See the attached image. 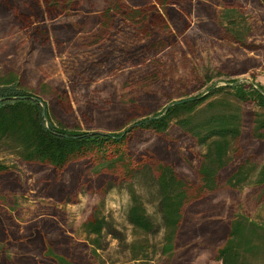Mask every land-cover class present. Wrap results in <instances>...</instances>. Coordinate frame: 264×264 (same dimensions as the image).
Instances as JSON below:
<instances>
[{
    "label": "trees",
    "instance_id": "trees-1",
    "mask_svg": "<svg viewBox=\"0 0 264 264\" xmlns=\"http://www.w3.org/2000/svg\"><path fill=\"white\" fill-rule=\"evenodd\" d=\"M13 1L19 5L12 2L6 13L0 10V27L12 29L13 25H19L25 30L26 40L49 53L52 41L61 44L81 32L85 33L80 37L84 42L101 45L111 39L112 30L122 23L144 41L131 47L133 53L140 60L148 59L177 41L180 22L183 29L189 27L187 14H195L197 33L210 34L242 48L251 47L247 42L250 24L232 0L226 1L218 14L201 0ZM255 1L264 10V0ZM173 8L181 17L175 23ZM45 17L68 20L53 28L49 36L50 29L43 23ZM185 42L188 46V40ZM110 55L113 57V52ZM246 66L243 61L241 68L233 72L245 70ZM226 73L218 71V75ZM210 80L211 76L205 75L178 99L168 98L161 107L155 103L147 112L130 116L108 131H100L66 127L55 120L48 104L37 95L46 86L40 83L37 90L32 89L18 72L7 68L0 75V142L26 164L62 172L73 163L89 160L93 173L126 182L130 197L127 220L133 232L128 249L134 264H149L153 253L148 239L153 224L132 181L137 170L148 166L156 181L164 225L160 245L163 259L159 264H171L183 236L180 230L187 206L221 188L239 191L255 186L264 194V161L258 166L256 163L264 150V86L230 78L221 85L209 84L204 92L190 94ZM144 91L153 94L149 88ZM81 103L87 113L111 116L106 107L82 99ZM249 104L253 109L246 128L243 106ZM41 105L45 106V115ZM173 130L186 138V149L196 158L195 166H189L193 179L178 171L186 157L175 147ZM144 133L154 136L157 142L135 156L129 142ZM12 170L13 166L0 160V177ZM105 185L106 180L101 192H105ZM60 186L50 187V191L56 195L67 192V185ZM100 208V204L95 205L81 223L87 262L74 255L69 238L52 221L39 219L29 223L24 233L13 234L0 215V241L19 244L24 251L11 257L0 248V264H104L99 254L105 226ZM210 260L219 264H264V224L242 212L233 214L219 235Z\"/></svg>",
    "mask_w": 264,
    "mask_h": 264
},
{
    "label": "rangeland",
    "instance_id": "rangeland-1",
    "mask_svg": "<svg viewBox=\"0 0 264 264\" xmlns=\"http://www.w3.org/2000/svg\"><path fill=\"white\" fill-rule=\"evenodd\" d=\"M201 1L211 5L212 11L217 14L226 1L230 2ZM12 2L14 6L19 5L13 0H0L1 12L6 13L5 9ZM231 2L241 9L250 24L247 42L251 47L242 48L213 35L197 33L195 14H187V29H183L180 22L176 31L177 41L171 47L143 60L138 59L131 47H137L144 41L136 36L131 27L122 23L112 30L111 39H106L101 45L92 46L84 42L80 37L85 33L81 32L73 40L61 44L52 41V53L26 40L25 30L19 25H13L12 29L1 26L0 75L10 68L18 72L23 82L32 89L37 90L40 83L44 84V92L39 91L37 95L48 104L55 120L66 127L78 126L100 131H108L130 116L147 112L155 103L161 107L168 98L178 99L205 75L211 76V80L190 92L191 95L204 92L211 83L221 85L230 78L264 86V10L255 0ZM173 7L179 8L178 5ZM174 8L171 12L175 23L181 17L179 15L178 18L177 9ZM67 20L65 17H45L43 23L50 29V36L53 28ZM185 40H188V46ZM123 50L126 54H123ZM105 51L110 52L103 55ZM112 52L113 57L110 55ZM243 61L246 69L233 72L241 68ZM218 71L227 72L228 76L218 75ZM148 88L153 94L145 93L144 90ZM81 99L85 103L92 102L97 107L108 108L111 116L83 111ZM251 109L250 104L243 106L246 128L249 126ZM172 133L176 140L175 147L178 146L186 157V162L177 167L178 171L193 179L189 166H195L196 158L190 156L193 153L186 149V138L175 130ZM155 142L157 139L154 136L144 133L132 138L129 148L138 156ZM257 158L258 166L264 161V150ZM0 160L13 166L10 174L0 177V215L11 233H24L29 223L47 219L69 238L74 246V255L87 262V243L81 223L90 215L93 207L100 204L101 214L105 218L102 248L99 250L103 263L134 264L128 249L133 232L127 220L130 197L126 182L93 173L89 160L73 163L62 172L26 164L2 142ZM105 180L106 189L101 192ZM132 181L153 224L148 234L153 249L149 264H159L163 259L160 245L164 225L156 181L148 166L137 170ZM60 185H67V192L56 195L50 191V187ZM237 212L264 224L263 190L255 186H246L239 191L221 188L187 206L180 230L183 236L178 241L171 264H219L210 257L219 243V235L230 217ZM0 248L11 257L24 254L19 244L0 241Z\"/></svg>",
    "mask_w": 264,
    "mask_h": 264
},
{
    "label": "water",
    "instance_id": "water-1",
    "mask_svg": "<svg viewBox=\"0 0 264 264\" xmlns=\"http://www.w3.org/2000/svg\"><path fill=\"white\" fill-rule=\"evenodd\" d=\"M2 98H0L1 100ZM42 106V112H43V115H45V106L44 105H41Z\"/></svg>",
    "mask_w": 264,
    "mask_h": 264
},
{
    "label": "built area",
    "instance_id": "built-area-1",
    "mask_svg": "<svg viewBox=\"0 0 264 264\" xmlns=\"http://www.w3.org/2000/svg\"><path fill=\"white\" fill-rule=\"evenodd\" d=\"M240 81H244V80H241V79H240Z\"/></svg>",
    "mask_w": 264,
    "mask_h": 264
}]
</instances>
